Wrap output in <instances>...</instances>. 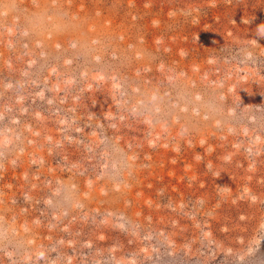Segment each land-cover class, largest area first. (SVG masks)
<instances>
[{
	"label": "rangeland",
	"instance_id": "rangeland-1",
	"mask_svg": "<svg viewBox=\"0 0 264 264\" xmlns=\"http://www.w3.org/2000/svg\"><path fill=\"white\" fill-rule=\"evenodd\" d=\"M0 264H264V0H0Z\"/></svg>",
	"mask_w": 264,
	"mask_h": 264
}]
</instances>
